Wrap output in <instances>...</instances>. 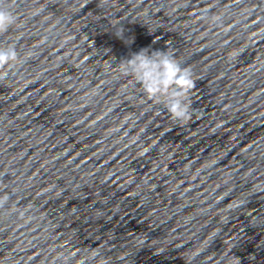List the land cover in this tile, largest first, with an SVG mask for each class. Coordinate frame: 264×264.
I'll return each instance as SVG.
<instances>
[{"label": "clouds", "instance_id": "obj_1", "mask_svg": "<svg viewBox=\"0 0 264 264\" xmlns=\"http://www.w3.org/2000/svg\"><path fill=\"white\" fill-rule=\"evenodd\" d=\"M16 22L10 8L0 7V32L7 31ZM18 60L14 47L0 48V69L11 67ZM121 70L143 87L150 99L163 103L170 115L179 121L191 118L189 93L195 87L192 73L166 50L142 49L125 59ZM7 75L0 72V79Z\"/></svg>", "mask_w": 264, "mask_h": 264}]
</instances>
